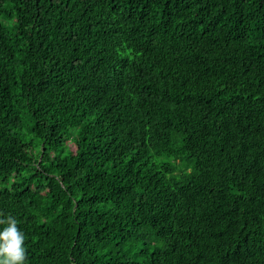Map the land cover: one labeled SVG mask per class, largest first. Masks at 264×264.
I'll return each instance as SVG.
<instances>
[{
  "label": "trees",
  "instance_id": "trees-1",
  "mask_svg": "<svg viewBox=\"0 0 264 264\" xmlns=\"http://www.w3.org/2000/svg\"><path fill=\"white\" fill-rule=\"evenodd\" d=\"M25 264H264V0H0V218Z\"/></svg>",
  "mask_w": 264,
  "mask_h": 264
},
{
  "label": "clouds",
  "instance_id": "clouds-1",
  "mask_svg": "<svg viewBox=\"0 0 264 264\" xmlns=\"http://www.w3.org/2000/svg\"><path fill=\"white\" fill-rule=\"evenodd\" d=\"M25 234L18 221L9 215L0 218V264H25Z\"/></svg>",
  "mask_w": 264,
  "mask_h": 264
}]
</instances>
